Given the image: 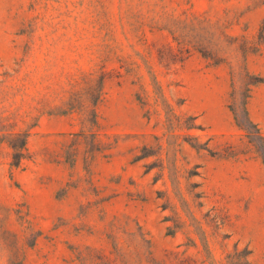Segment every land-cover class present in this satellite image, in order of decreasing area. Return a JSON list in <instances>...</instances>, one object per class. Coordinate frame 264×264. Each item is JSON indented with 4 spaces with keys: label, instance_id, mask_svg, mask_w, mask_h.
Wrapping results in <instances>:
<instances>
[{
    "label": "rangeland",
    "instance_id": "obj_1",
    "mask_svg": "<svg viewBox=\"0 0 264 264\" xmlns=\"http://www.w3.org/2000/svg\"><path fill=\"white\" fill-rule=\"evenodd\" d=\"M251 123L264 0H0V264H264Z\"/></svg>",
    "mask_w": 264,
    "mask_h": 264
},
{
    "label": "trees",
    "instance_id": "obj_2",
    "mask_svg": "<svg viewBox=\"0 0 264 264\" xmlns=\"http://www.w3.org/2000/svg\"><path fill=\"white\" fill-rule=\"evenodd\" d=\"M217 63V61H215ZM102 77L99 78V85L97 88H95L96 93L92 99V115H96V106L97 104L102 100ZM72 99H69L68 101L63 102L62 106L56 107V112L59 114H65L68 112H72L74 110H78L81 105H76L72 103ZM244 114L246 119L248 120V113L244 106ZM234 120L237 124V115L233 113ZM250 123V121H249ZM239 126V125H238ZM242 129H245L243 127H240ZM251 131H248V143L252 145L254 148V151L258 153L259 157L262 159L264 163V135L261 134L259 128L256 124L251 123ZM28 133L21 132V133H15L10 137V139H6L7 146L11 149V166L18 167L21 164V161L26 158V142H27Z\"/></svg>",
    "mask_w": 264,
    "mask_h": 264
}]
</instances>
